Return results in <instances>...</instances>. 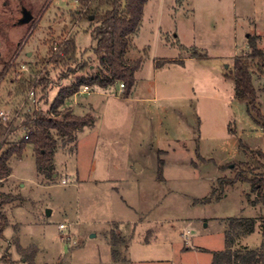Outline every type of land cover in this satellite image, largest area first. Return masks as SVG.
<instances>
[{"label": "rangeland", "instance_id": "1", "mask_svg": "<svg viewBox=\"0 0 264 264\" xmlns=\"http://www.w3.org/2000/svg\"><path fill=\"white\" fill-rule=\"evenodd\" d=\"M78 6L0 0V121L22 107L26 94L14 95V79H33L36 105L47 110L58 86L49 83L48 102H39L35 82L43 74L57 82L62 67L51 62L50 49L64 37H74L77 58L89 68L59 82L94 71L90 25L78 19ZM23 7L32 19L19 24ZM143 7L125 53L141 58L131 93L124 96L116 82L75 96L68 108L94 122L72 139L56 137L51 179L38 175L30 143L21 158L10 157L11 175L0 181V264H211L213 252L225 248L230 217L254 219L251 233L232 229L235 248L261 244L264 204L250 203L256 193L248 182L221 187L219 179L233 177L229 163L255 155L240 141L264 151L263 128L225 77L248 50L247 35L264 50V0H147ZM162 58L173 62L156 68ZM251 72L264 113V75ZM24 134L19 128L10 138Z\"/></svg>", "mask_w": 264, "mask_h": 264}, {"label": "trees", "instance_id": "2", "mask_svg": "<svg viewBox=\"0 0 264 264\" xmlns=\"http://www.w3.org/2000/svg\"><path fill=\"white\" fill-rule=\"evenodd\" d=\"M146 1L78 0L79 6L76 13L79 15V20L84 19L89 22L88 30L93 42L90 51L96 56L98 63L93 72L76 75L68 85H62L59 82L61 78H67L69 74H74L78 70L83 71L89 68V64L85 60L77 58L74 37H64L58 44L57 51L53 52L50 49L53 54L51 62L61 65V73L58 75L57 82H52L43 74L35 84L42 85L39 102L41 99L48 102L46 90L49 83L58 86L56 95L47 110L38 108L36 103H30L25 95L21 101L20 111L25 106L27 110H24L23 113L17 112L15 116L8 117L4 122L0 121V181L10 173L11 168L8 163L10 157L15 155L20 158L27 143L33 146L38 175L49 179L53 177L55 172L53 157L57 148L56 137L72 139L78 130L91 126L94 122L92 114H77L64 106L66 101L73 97L81 87L106 88L108 85L119 82V84H123L121 92L124 96L131 93L135 82L134 72L140 67L141 58L127 59L125 53L132 43V35L136 34L139 28ZM246 38L248 50L242 55L234 57L225 77L233 80L234 98L244 102L246 112L251 120L264 130V113L258 99L257 89L253 85L251 72L253 68L260 75H264V50L258 47L257 37L247 35ZM192 55L198 56L196 51H193ZM168 62H173V60L162 58L155 60L154 66L159 68ZM11 66L12 62L8 66L6 65L7 69ZM33 82V79L29 80L25 77L14 79V95L23 96V93L26 94ZM17 117L22 120L18 122ZM19 128L25 129L28 137L24 139L23 135L16 140L11 139L10 136L16 135ZM239 144L245 152H252L255 155L246 162L229 163L226 167L233 171V177L220 178L219 184L223 187L237 181L248 182L251 191L256 193L250 203L264 204V161H262L264 151L249 149L241 141ZM5 146L6 148L2 150ZM161 171L162 162L160 161L157 173H161ZM210 200L211 198L208 196L203 202ZM226 221L225 248L213 252L211 264H264V218L261 224V244L256 248L249 246L235 248V235L232 233V229L240 227L243 228L242 231H245V234L251 233L254 229L253 218L230 217ZM112 244H116L114 234H112ZM111 254L114 256L116 250L112 249Z\"/></svg>", "mask_w": 264, "mask_h": 264}, {"label": "built area", "instance_id": "3", "mask_svg": "<svg viewBox=\"0 0 264 264\" xmlns=\"http://www.w3.org/2000/svg\"><path fill=\"white\" fill-rule=\"evenodd\" d=\"M54 49H56V47H54ZM120 85V88L122 89L123 88V84H119ZM89 89V87L88 86H83V87H81V89L77 92V93H82V92H86L87 90ZM26 97H27V99L30 101V103H32V104H35V103H37V99H36V95H35V90L34 89H29L28 91H27V93H26ZM0 115H3V112H0ZM28 137V134L27 133H25L24 134V139L25 138H27ZM63 182H65L64 180H63ZM66 226H65V224L64 223H61V224H59L58 225V228L61 230V229H64Z\"/></svg>", "mask_w": 264, "mask_h": 264}, {"label": "crops", "instance_id": "4", "mask_svg": "<svg viewBox=\"0 0 264 264\" xmlns=\"http://www.w3.org/2000/svg\"><path fill=\"white\" fill-rule=\"evenodd\" d=\"M77 94H78V93H75V95H74L72 98L68 99V100L66 101V105H64V106L73 108V106L75 105V103H77V101H78V100H75V96H76ZM72 99H73V100H72ZM71 100H72V103L69 105V102H70ZM87 103L89 104V105H88V108H91V107H90V103H89V102H87ZM67 104H68V105H67ZM82 110H83V109H82ZM74 113H75V112H74ZM85 113H88V112H84V113H82V114H85ZM20 158H21V157H20ZM9 165H10V164H9ZM10 168H11V166H10ZM10 175H11V170H10V173L8 174V176H10ZM8 176H7V177H8ZM7 177H6V178H7ZM155 236H156V230H155V232L153 233V235L149 238V240L152 239V238H154ZM124 245H125V246H124L125 249L128 250L129 245H128L127 243H125ZM110 254H111V253H110ZM109 259H110V260H109L110 263H114V262L111 260V255H110Z\"/></svg>", "mask_w": 264, "mask_h": 264}, {"label": "water", "instance_id": "5", "mask_svg": "<svg viewBox=\"0 0 264 264\" xmlns=\"http://www.w3.org/2000/svg\"><path fill=\"white\" fill-rule=\"evenodd\" d=\"M21 10H22V17L19 18L18 23H19V24H22V23H27V22H29V21L32 19V14H31V12H30L29 10H27L26 8H24V7H23ZM45 213H46L47 215H50V210H49V209H46V210H45ZM91 236H93V234H92Z\"/></svg>", "mask_w": 264, "mask_h": 264}]
</instances>
